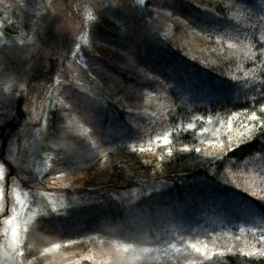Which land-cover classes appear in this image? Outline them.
I'll use <instances>...</instances> for the list:
<instances>
[{
  "label": "trees",
  "instance_id": "1",
  "mask_svg": "<svg viewBox=\"0 0 264 264\" xmlns=\"http://www.w3.org/2000/svg\"><path fill=\"white\" fill-rule=\"evenodd\" d=\"M145 4L135 8L136 14L148 16L149 7L164 12L168 38L148 31L140 36L129 24L124 35H97L133 62L132 73L110 63L100 65L124 81L127 97L114 100L98 80L95 94L67 88L88 135L101 146L115 148L112 170L100 187L66 191L68 201L75 203L68 212L40 216L29 224L22 261L42 258L49 249L53 252L46 264H85L86 259L89 264H116L121 255H131L122 247L131 244L153 249L136 264H187L190 259L202 264H264V258L238 254L240 248L256 244L264 229V216L256 214L264 211V136L257 132L249 140L245 135V143L220 159L195 151L206 147L214 138L212 130L221 128V120L226 124L232 113L241 114V120L252 111L261 115L264 0ZM188 123L196 128L187 130ZM203 128L209 131L201 133ZM165 132L172 133L168 145L156 139ZM220 138L227 146L223 130ZM185 145L190 151L181 152ZM132 191L136 196H128ZM196 240L210 247H232L237 254L212 261L189 255L190 249L162 255L170 244L182 247ZM92 241L105 247L98 250Z\"/></svg>",
  "mask_w": 264,
  "mask_h": 264
},
{
  "label": "rangeland",
  "instance_id": "2",
  "mask_svg": "<svg viewBox=\"0 0 264 264\" xmlns=\"http://www.w3.org/2000/svg\"><path fill=\"white\" fill-rule=\"evenodd\" d=\"M145 2L0 0V163L5 174L0 181L4 192L0 264L48 263L53 251L22 261L29 224L40 216L68 212L75 203L68 201L66 191L100 187L111 172L115 148L101 146L88 135L69 102L67 88L95 94L93 85L98 80L114 100L122 94L127 97L124 81L100 65L106 62L132 73L133 62L97 35H124L129 24L140 36L148 31L168 38L164 12L149 7L148 16L136 14L135 8L143 9ZM136 194L132 191L128 196ZM18 195L26 205L23 208L17 203ZM14 209L19 212L15 223L22 241L15 251L8 247L11 227L7 224L8 217L16 215ZM92 242L98 250L105 247L100 241Z\"/></svg>",
  "mask_w": 264,
  "mask_h": 264
},
{
  "label": "snow or ice",
  "instance_id": "3",
  "mask_svg": "<svg viewBox=\"0 0 264 264\" xmlns=\"http://www.w3.org/2000/svg\"><path fill=\"white\" fill-rule=\"evenodd\" d=\"M260 47L261 54H264V39L261 40ZM233 79L235 78L233 77ZM260 113L261 115H258L256 111H252L250 114H245L242 120L239 119L241 114L235 112L232 113V115L227 118L226 124L225 121L221 120V128H216L212 130V136L214 138L205 142L206 147L203 150L200 147H197L195 148V151L197 153H201L203 151V154L206 157H214L215 159H220L225 155V153L234 151L235 149H238L241 144L245 143L246 141L243 139L245 135H247L249 140L253 139L254 134L257 132L264 136V105H261ZM209 122H211V118H209ZM234 123H238L239 126L234 127ZM195 128L196 125L193 123H188L186 126L187 130H194ZM222 130L227 135V146L225 145L224 140L220 138ZM208 131V128L201 129V133H205ZM171 135L172 133L165 132L162 137H157L156 139L158 141H162L164 145H168L171 143ZM209 147L211 150H209ZM217 149L220 150L219 155H217ZM141 151H143V149H141ZM180 151L188 152L190 151V149L187 145H185L182 149H180ZM168 155L170 157L173 155V150L171 148L168 149ZM4 179V164L0 163V181ZM237 187H239V185H237ZM253 195H255V193H253ZM3 199V188H0V200ZM16 200L21 208L26 206L24 202L20 199L19 195L17 196ZM14 212L16 213V215L10 216L7 219V224L11 227V241L8 247L13 251H15L18 244L22 243V241H20L19 239V224L15 223L16 217L19 215V212L16 209H14ZM256 214L264 216V211H260ZM241 231H244V229L242 228ZM235 239L239 240L240 237L237 236L235 237ZM0 247L3 246L0 245ZM53 247L56 248L59 247V245H53ZM122 247L123 252L131 253V255H129L128 257H124L123 255H121L116 260V264H136V262L140 261L145 254L153 251V249L148 247L134 248L131 244H126ZM189 249L191 250L189 255L195 254L197 257H201L204 261H212L214 257L222 258L226 254H237V252H235L232 247H228L227 249L216 248L215 245L210 247L207 241L196 240L195 242L185 241L184 246L182 247H177L175 244H170L167 249L162 250V255H168L169 250L175 253H180L182 251L188 252ZM44 251L47 252L49 251V249H44ZM238 254L240 256H246L249 258H264V229H261V234L256 244L250 245L247 250L245 248H240L238 250ZM187 264H202V261L198 259H190L187 261Z\"/></svg>",
  "mask_w": 264,
  "mask_h": 264
}]
</instances>
